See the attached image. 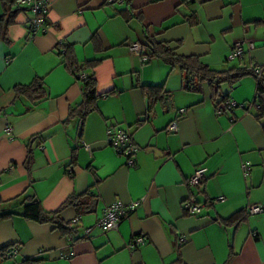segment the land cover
<instances>
[{"label":"crops","instance_id":"obj_1","mask_svg":"<svg viewBox=\"0 0 264 264\" xmlns=\"http://www.w3.org/2000/svg\"><path fill=\"white\" fill-rule=\"evenodd\" d=\"M10 1L0 0V14L16 9ZM16 12L5 29L8 41L0 36V199L33 194L46 211L86 191L96 201L91 211L78 213L73 204L61 210L64 222L78 218L66 233L19 215L1 219L0 248L11 246L13 255L0 264L31 258V264H171L178 258L186 264H264V212L247 213L250 205L264 206V117L255 116L256 79L223 84L226 101L237 105L217 114L208 83L202 93L189 92L177 66L146 56L147 50H129L148 34L224 70L241 41L245 52L231 66H264V0H49L47 30L34 34L31 12ZM61 44L71 46L96 82V109L81 124L78 117L64 122L82 101V82L67 68ZM37 77L45 88L40 100L14 89ZM146 85L163 86V98L150 104ZM172 120L176 132L167 131ZM108 128L132 135L135 164L109 145ZM201 167L204 183L189 185ZM191 196L202 205L198 215L183 207ZM118 200L139 203L117 229L106 231L97 220ZM242 210L246 217L238 224L223 223ZM138 235L144 242L131 251Z\"/></svg>","mask_w":264,"mask_h":264},{"label":"trees","instance_id":"obj_2","mask_svg":"<svg viewBox=\"0 0 264 264\" xmlns=\"http://www.w3.org/2000/svg\"><path fill=\"white\" fill-rule=\"evenodd\" d=\"M11 6H13L12 0L10 1ZM22 8H16L14 11H11L8 15L0 14V36L5 42L8 41V36L6 33V26L13 21V16L16 11L21 10ZM62 43V42H61ZM142 43L145 46L146 53L148 57H157L169 64L170 67L177 66L183 75L184 86L183 88L189 92L202 93V83L206 82L209 85L211 91L210 100L213 102L216 108H218L224 101L227 99L226 94H222L221 86L223 83H227L230 86H233L236 82L241 80L246 76H253L257 82V93L255 94L253 103L257 105V110L255 116L261 120L264 117V66L246 64V65H236L230 66L224 70H218L207 63H204L200 60V57L197 55H181L174 51V48L165 41H156L154 38L148 34L144 35ZM148 48V49H147ZM59 53L63 56L64 62L67 68L72 72V74L82 82V101L71 107L69 110L68 116L64 122H68L74 117H78L80 124L83 122L87 114L96 109V98L98 96L96 91V82L93 75L87 74L84 69L85 65L79 64L72 55L71 46L61 44ZM95 63L92 62L93 65ZM74 65L76 66L77 73H84L85 76H78L74 71ZM256 67L262 68V76L257 79L254 69ZM18 94L27 95L30 97L33 102L40 100L45 95L44 82L42 78H35L32 82L28 84L16 85L15 88ZM147 96L150 99V104L153 101L162 99L165 91L163 86L156 85H146L143 86ZM150 104L149 107L150 108ZM146 116V115H145ZM147 117H145L146 119ZM262 127L264 131V121H262ZM32 139V138H31ZM30 145V143H29ZM28 145V152L25 160V165L27 169L30 170V164L32 160L31 148ZM205 178V177H204ZM202 178L199 182L202 185L205 179ZM83 197H88L91 200L85 201ZM81 199V200H80ZM96 196L91 192H85L81 195H72L68 197L60 207L53 211H46L41 206L39 199L31 195H22L19 194L13 198L2 200L0 199V220L11 217L13 215H19L21 217L34 220L39 223H53L63 233L73 231L74 222H64L60 216L61 210L70 204L78 207V213L82 211H91L94 210ZM85 204V205H84ZM78 215V214H77ZM246 217L245 211H240L232 214L228 218H224L223 223L225 225H236ZM11 246H3L0 248V261L5 259H10L12 257ZM233 254L230 250L229 255ZM35 261V258L26 259L21 264H31ZM171 264H186L181 261L179 258L172 262ZM222 264H226V261Z\"/></svg>","mask_w":264,"mask_h":264},{"label":"built area","instance_id":"obj_3","mask_svg":"<svg viewBox=\"0 0 264 264\" xmlns=\"http://www.w3.org/2000/svg\"><path fill=\"white\" fill-rule=\"evenodd\" d=\"M13 6L15 8H26L31 12V18L29 20V27L30 32L34 34L37 31H46L47 30V23H46V16L47 10L49 7V0H12ZM248 49H252L254 47L253 42L247 43ZM129 50L133 53L142 54L145 50V46L142 42H132L129 44ZM244 48L242 46L241 41H237L234 43L233 48L226 56L227 61H231L236 58H241L244 54ZM74 71L76 72V66L74 65ZM77 73V72H76ZM254 73L259 79L262 76V68L256 67L254 69ZM78 76L84 77V73H77ZM237 105V103L233 100H227L225 105L222 107L219 106L216 109V113L220 114L224 106L232 107ZM242 105V104H241ZM183 112V109L180 110ZM168 132H176L177 131V123L176 120H172L169 125L167 126ZM7 135H11L12 128L10 126L6 127ZM106 140L109 145L113 148V150L121 155L126 157V161L128 164H135V154L138 150L137 146L132 140V135L123 130V129H112L108 128L106 130ZM85 148H89V145L83 144ZM250 166L248 163H244L242 165V170L244 174L247 173ZM206 175V168H198L194 171V173L187 179V183L189 185H198L202 178ZM139 201L131 202L130 204H125L122 201L118 200L115 201L108 206H106L103 210L102 215L97 220V225L104 230H113L117 229L120 222L127 216L130 210L134 209L138 205ZM183 207L186 212L191 215H198L201 213L202 205L195 200L194 197L187 198L184 203ZM264 212V206L262 204H253L247 208L248 214H258ZM78 221V218L73 220L74 223ZM91 230L90 227L85 229V232H89ZM144 242L143 236H135L131 242L129 243V248L131 251L135 250L140 244ZM13 255V252H12Z\"/></svg>","mask_w":264,"mask_h":264},{"label":"rangeland","instance_id":"obj_4","mask_svg":"<svg viewBox=\"0 0 264 264\" xmlns=\"http://www.w3.org/2000/svg\"><path fill=\"white\" fill-rule=\"evenodd\" d=\"M234 61H235V59H233V60H231V61H226L227 63H229V65L227 64V67L228 66H231L233 63H234ZM224 85H226V83H223ZM222 84V85H223ZM258 214H260V213H258ZM14 262H11L10 260L8 261V260H6V261H4L2 264H13Z\"/></svg>","mask_w":264,"mask_h":264}]
</instances>
